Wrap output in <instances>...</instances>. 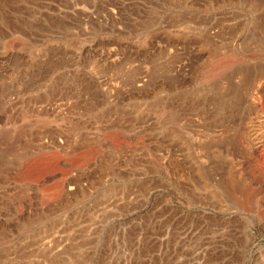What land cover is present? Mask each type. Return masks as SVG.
<instances>
[{"label": "rangeland", "instance_id": "obj_1", "mask_svg": "<svg viewBox=\"0 0 264 264\" xmlns=\"http://www.w3.org/2000/svg\"><path fill=\"white\" fill-rule=\"evenodd\" d=\"M0 264H264V0H0Z\"/></svg>", "mask_w": 264, "mask_h": 264}, {"label": "bare ground", "instance_id": "obj_2", "mask_svg": "<svg viewBox=\"0 0 264 264\" xmlns=\"http://www.w3.org/2000/svg\"><path fill=\"white\" fill-rule=\"evenodd\" d=\"M262 41H263V38H262ZM256 100V99H255ZM254 100V101H255ZM260 139V138H259ZM253 145H251L250 147H252ZM232 182H234V181H232ZM236 183V182H235ZM236 187V186H235ZM231 189H233V187L231 188ZM236 189H237V187H236ZM236 191H238V189L236 190ZM233 195H235V194H233Z\"/></svg>", "mask_w": 264, "mask_h": 264}]
</instances>
